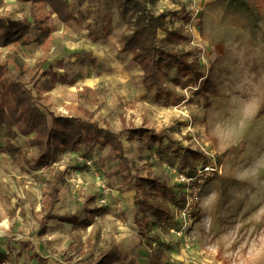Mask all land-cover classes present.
<instances>
[{
	"label": "rangeland",
	"instance_id": "1",
	"mask_svg": "<svg viewBox=\"0 0 264 264\" xmlns=\"http://www.w3.org/2000/svg\"><path fill=\"white\" fill-rule=\"evenodd\" d=\"M73 14L61 22L43 3L0 0V20L25 19V42L0 47L6 76L27 83L55 116L92 115L112 132L145 127L167 136L161 144L120 140L130 172L106 147L83 145L41 170L27 138L0 129V255L3 264H93L116 252L113 264H264V0H157L168 30L183 39L158 46L187 54L207 77L205 98L173 64H163L158 88L146 93L142 71L123 53L125 23L115 0H66ZM177 82V83H176ZM205 86V84H204ZM3 87L0 86V107ZM16 150H12L9 144ZM186 149L204 159L191 161ZM217 173L186 190L173 170ZM193 163L194 165H191ZM151 177L165 189L142 190L141 199L170 211L157 222L134 205L132 177ZM60 177L56 215L46 220L47 192ZM190 205L182 207V197ZM175 202L172 203V202ZM147 219L148 247L135 225ZM89 220L90 225L82 226Z\"/></svg>",
	"mask_w": 264,
	"mask_h": 264
},
{
	"label": "trees",
	"instance_id": "2",
	"mask_svg": "<svg viewBox=\"0 0 264 264\" xmlns=\"http://www.w3.org/2000/svg\"><path fill=\"white\" fill-rule=\"evenodd\" d=\"M24 2L43 3L63 23L73 20V14L66 0H21ZM157 0H115V7L118 16L125 23V31L121 36V48L123 53H129L131 61L142 71V87L146 93L158 88L159 72L163 64H173L177 74L187 77L188 85L196 87L198 83L203 84L198 88L208 104L205 93L207 77L199 71L197 63L188 62L185 54H172L158 46V31L166 34L165 41L171 42L183 39L179 30H168L166 26V14L154 15L148 8ZM31 33V23L25 19H8L4 23L0 20V47H7L11 43L25 42ZM7 65L0 64V86L3 87L2 103L0 107V129L7 132H14L17 135L27 138L28 146L36 150L32 161L28 164L32 170H41L49 166L56 158L64 152H77L83 145L98 146L101 149L108 147L114 158L129 173L128 159L125 155L124 146L120 140L124 133L127 140L131 141L140 138L151 144H161L167 136L156 133L154 130L145 127L125 129L120 132H112L107 128L99 126L93 120L91 114L84 112L82 116H55L46 108L41 96H34L28 88L27 83L17 78L6 76ZM177 83V82H176ZM205 84V86H204ZM12 150H15L10 143ZM16 151V150H15ZM186 154L191 161L204 159L205 155L197 150L186 149ZM206 162V161H205ZM191 165H194L191 163ZM193 172L185 175L193 177ZM133 182L130 188L135 191L134 205L139 213L144 216L152 212L158 221L163 222L170 219V211L162 206L148 203L139 198L138 192L142 190L165 189V185L151 177H132ZM59 181L56 178L47 192V209L43 216V223L46 220L59 223L77 224L78 219L71 215H56L53 213L54 206L59 201ZM182 185V184H181ZM183 186V185H182ZM186 196L182 197V207L185 205ZM172 203L175 204L173 201ZM176 205V204H175ZM90 225L89 220L82 222L85 228ZM139 235L146 240L151 248L153 241L146 231L148 221L145 218L135 220ZM116 252H105L93 264H113L116 259ZM4 263V257L0 255V264ZM154 264H159L158 259H153Z\"/></svg>",
	"mask_w": 264,
	"mask_h": 264
},
{
	"label": "built area",
	"instance_id": "3",
	"mask_svg": "<svg viewBox=\"0 0 264 264\" xmlns=\"http://www.w3.org/2000/svg\"><path fill=\"white\" fill-rule=\"evenodd\" d=\"M212 163L208 162H201L198 166L197 170L195 171L193 177H188L187 175L183 173L176 172L173 170V173L175 174L178 182H180L186 190H188L191 187H200L201 182L204 178H207L210 175H213L214 173H217V166L211 165ZM192 200L188 198V194L186 196V202H185V208L190 205Z\"/></svg>",
	"mask_w": 264,
	"mask_h": 264
}]
</instances>
